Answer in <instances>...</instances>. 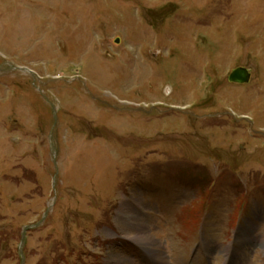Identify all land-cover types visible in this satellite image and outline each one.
Instances as JSON below:
<instances>
[{
    "label": "rangeland",
    "instance_id": "1",
    "mask_svg": "<svg viewBox=\"0 0 264 264\" xmlns=\"http://www.w3.org/2000/svg\"><path fill=\"white\" fill-rule=\"evenodd\" d=\"M0 67V264H264V0H0Z\"/></svg>",
    "mask_w": 264,
    "mask_h": 264
},
{
    "label": "water",
    "instance_id": "2",
    "mask_svg": "<svg viewBox=\"0 0 264 264\" xmlns=\"http://www.w3.org/2000/svg\"><path fill=\"white\" fill-rule=\"evenodd\" d=\"M251 74L245 67H238L230 74V80L236 82H247L250 80Z\"/></svg>",
    "mask_w": 264,
    "mask_h": 264
},
{
    "label": "bare ground",
    "instance_id": "3",
    "mask_svg": "<svg viewBox=\"0 0 264 264\" xmlns=\"http://www.w3.org/2000/svg\"><path fill=\"white\" fill-rule=\"evenodd\" d=\"M123 215H124V212H122V210H120V213H119V222L121 223H125V221H123ZM123 226V225H122ZM145 234H148L147 231L144 232ZM149 240L147 241H143L149 248H151V250H153V252H156L157 249H158V244L154 241V239L152 237L149 236L148 238ZM152 246V247H151ZM156 250V251H155ZM159 253H161L160 251H157Z\"/></svg>",
    "mask_w": 264,
    "mask_h": 264
}]
</instances>
